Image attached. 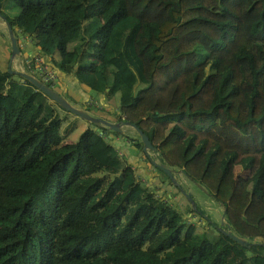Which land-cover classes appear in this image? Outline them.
Listing matches in <instances>:
<instances>
[{"label":"trees","instance_id":"16d2710c","mask_svg":"<svg viewBox=\"0 0 264 264\" xmlns=\"http://www.w3.org/2000/svg\"><path fill=\"white\" fill-rule=\"evenodd\" d=\"M5 9L16 41L25 36L54 70L45 84L69 74L101 105L116 92L108 117L144 132L157 161L202 187L221 205L222 227L252 243L207 216L216 236L185 221L161 193L173 183L158 167L149 163L156 188L139 178L134 155L111 138L143 152L137 133L91 123L63 140L57 104L6 66L0 264H264V0H9Z\"/></svg>","mask_w":264,"mask_h":264},{"label":"rangeland","instance_id":"374dc122","mask_svg":"<svg viewBox=\"0 0 264 264\" xmlns=\"http://www.w3.org/2000/svg\"><path fill=\"white\" fill-rule=\"evenodd\" d=\"M8 1L9 0H4L2 2V5L0 7L1 10H6L5 7H6V3ZM4 12H6V11H4ZM0 28L3 29L4 32L6 31L5 27H4V22L1 19V17H0ZM6 37L7 36H5V38ZM7 39H8V37H7ZM15 55H17V54H14L13 56L15 57ZM53 55L55 58L60 57L59 56L60 54L57 51ZM27 57L28 56H23L21 58L22 70H24V65L26 63ZM53 89L56 90L57 87H54ZM90 99H92V101H95V103H94V105H90L91 109H89L88 111L93 115L99 116V114H97L98 112L93 111L92 107L96 106L95 108H98V109L101 108L102 105H101L100 101L98 100V98H96L94 96ZM105 101L108 103L102 101V104H103V108H106L105 109L106 111H110V110L114 109V105L117 102V93L115 92L110 97V99H106ZM56 109H57V112L59 114V117L61 118L58 131L61 135H63V140H67L68 138L71 137V135H73L77 131V128H76L77 122L76 121L79 118H78V116L74 115L73 113H71L65 109H62L61 107H59L57 105H56ZM86 123L88 126H90V124H91L90 122H86ZM71 127L74 128V130L72 129L71 131H68V130H70ZM79 131L80 130H78L75 134H77ZM119 133L126 134L128 136L127 137L128 139H135L133 137H136L135 130L132 127L128 128L127 125H122V131ZM112 134L116 137H122V134H118V133H114V132H112ZM104 135H106V134L104 133ZM140 149H141V146H140ZM141 154H144V153L141 152ZM147 155H149V158H152L154 160H156V159L158 160V156H157L156 152H154V151H150V150L147 151ZM135 165H136V170L140 174V175L138 174V177L139 178H142V177L146 178L147 176H145L140 170V165H138V164H135ZM173 173L175 176V180L179 183V186L184 191L190 192V197L192 198V203L188 202L189 200L184 195H182V192L180 190H178V191L176 190L177 185L174 183H173V186L171 184L167 183V185H165V187L161 188L162 189L161 193H165L167 196V197H165V199L168 200L178 210V212L181 214L182 218L185 221L195 223V225L202 231L201 232L202 234H205L209 237H212L211 236L212 234L216 236L215 229L212 228L211 226H209L204 218L207 216L208 219H213V221H215L218 224V221L220 218V213H221V205L218 202H216L203 189H201L199 186H197L195 183H193V181H191L190 179L185 177L182 174V172H180L177 168H174ZM234 175L244 176V172L242 170H240V167L238 165L234 166ZM148 182H149V186H152L151 184L155 183L156 181L150 180ZM153 187L156 188V186L154 184H153ZM178 189H180V188H178ZM191 209H193V210H191Z\"/></svg>","mask_w":264,"mask_h":264},{"label":"crops","instance_id":"0c3cea01","mask_svg":"<svg viewBox=\"0 0 264 264\" xmlns=\"http://www.w3.org/2000/svg\"><path fill=\"white\" fill-rule=\"evenodd\" d=\"M4 27H5V24H4ZM13 35H14V33H13ZM5 36H7L6 31L4 32L3 29L0 28V68L6 67V66L8 67V64H9L10 68H12L14 70H22L21 58L23 56L30 55V53H32L34 51V47H33L32 43L25 36L17 35V38H18L17 45H18L19 53L17 55H15V57L12 55L13 56L12 57L10 55V47H9L8 39H7V37L5 38ZM55 87H57L56 91H58L60 94H62L69 102H71L72 104L77 105L79 107H82V105H83L82 102L84 103V101H86L89 97H91L90 95H94L92 93V91L87 89L81 83H78L74 78L71 77V75L65 74V73H60V72L57 73V81H56ZM103 101L106 102L105 100H103ZM106 103H108V102H106ZM101 108H103V106ZM92 109H93V111H97L98 112L97 114H99L100 117H104L108 120L114 121L113 119H110L108 117V113L105 110L106 108H103V111L98 110L97 108H92ZM78 118L79 119L76 121L77 122V127H76L77 131L88 126L86 123L88 121H86L82 118L80 119V117H78ZM127 127L131 128V126H129V125H127ZM111 136H112L111 138H112L113 143L115 142L116 145L120 148L123 147V149L125 150V152L127 154L134 155V157H135L134 164L140 165V170L145 176H147L146 177L147 180L148 181H150V180L156 181L157 172L154 170L153 166H150V164H149V163H151V158H149V155H145L146 153L141 154V151H139V150H133L135 147L131 146V145L130 146L127 145V143L124 141V139L122 140V138L116 137L114 135H111ZM114 139H116V141H114ZM148 159H149V161H148ZM172 169L174 170V168H172ZM136 172L139 174L138 171H136Z\"/></svg>","mask_w":264,"mask_h":264},{"label":"water","instance_id":"95a60500","mask_svg":"<svg viewBox=\"0 0 264 264\" xmlns=\"http://www.w3.org/2000/svg\"><path fill=\"white\" fill-rule=\"evenodd\" d=\"M0 17L4 21V24H5V29H6L9 47H10V55L12 56L14 54H18L19 49H18L16 37H15V35H13V32H12V28H11V26L7 20H5L2 16H0ZM8 70L13 71L14 73H16V74L24 77L25 79H27L34 87H36L37 89L42 91L49 98V100L55 102L58 106L62 107L63 109L73 113L74 115H76V116H78V117H80V118H82V119H84V120H86V121H88L94 125H102V126L107 127L108 129H112V130H115L118 132L122 131V125H129V126L133 127L135 129L138 137H139L140 142H141V150L147 154L148 150L154 149V147L150 143L147 135L144 132H142L139 128H137L134 124L129 123L128 121H123V120L111 121V120H108L104 117L93 115L89 111H87L85 108L79 107V106L74 105L71 102H69L62 94H60L55 89H53L52 87H50L47 84H45L44 82H42L40 79L36 78L31 73H28L24 70H14V69L10 68L9 64H8ZM151 163H152V165L158 167L161 171H163L167 175V177L170 179V181L172 183L176 184L180 188V191L185 195V197H187L189 202L192 203V198L190 197V192L184 191L179 186V183L175 180V176L173 173L174 170L172 168H170L166 163H164L162 161H157L154 159H151ZM201 189H203V188L201 187ZM223 217H224V211L222 209V211L220 213V218L218 221L217 228L221 232H223L224 234H226L229 237H231L232 239H234L235 241H237L243 245L249 246V244L252 243V241L249 242L246 238H243V237L235 234L230 229H225L222 227L224 224V218Z\"/></svg>","mask_w":264,"mask_h":264},{"label":"built area","instance_id":"2783aa9c","mask_svg":"<svg viewBox=\"0 0 264 264\" xmlns=\"http://www.w3.org/2000/svg\"><path fill=\"white\" fill-rule=\"evenodd\" d=\"M28 67L29 73H33L38 76L42 82H54L56 80L55 72L52 68L49 67L47 62H44L38 54L28 55L26 58V63L24 65ZM37 78V77H36ZM89 105H94L95 101L88 98L86 101Z\"/></svg>","mask_w":264,"mask_h":264},{"label":"clouds","instance_id":"9594fccd","mask_svg":"<svg viewBox=\"0 0 264 264\" xmlns=\"http://www.w3.org/2000/svg\"><path fill=\"white\" fill-rule=\"evenodd\" d=\"M4 22V21H3ZM7 34V33H6ZM25 71V70H24ZM27 72V71H26ZM29 73V72H28ZM96 107V106H95ZM95 107H93V108H95ZM84 108V107H83ZM86 109V108H85ZM98 109V108H97ZM87 111H88V109H86Z\"/></svg>","mask_w":264,"mask_h":264}]
</instances>
